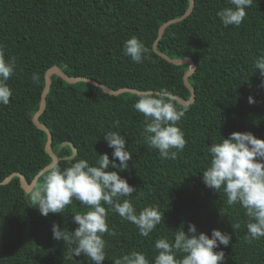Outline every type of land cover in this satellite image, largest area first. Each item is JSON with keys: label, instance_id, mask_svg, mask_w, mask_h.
I'll use <instances>...</instances> for the list:
<instances>
[{"label": "trees", "instance_id": "obj_1", "mask_svg": "<svg viewBox=\"0 0 264 264\" xmlns=\"http://www.w3.org/2000/svg\"><path fill=\"white\" fill-rule=\"evenodd\" d=\"M189 5V0H0V44L6 58H16V72L8 81L13 96L9 105H0V183L17 173L30 184L52 162L45 150L48 136L32 121L52 67L113 90L167 91L188 100L191 93L183 78L189 66L167 62L153 45L160 27L182 17ZM229 6L228 0H195L192 14L168 27L159 42L158 50L169 58H191L197 64L189 78L196 100L179 124L187 144L175 160H162L158 150L144 143V117L133 107L137 95L113 96L85 81L68 84L52 77L39 122L51 133L56 166H67L72 155L69 146L62 147L67 142L76 148L77 158L94 164L97 154L107 153L111 160L113 149L104 134L119 131L133 154L119 175L137 189V210L156 204L164 213L157 229L143 237L134 224L110 211L108 225L116 236L104 237V264L133 250L154 264L156 240L173 238L182 225L187 233L188 224L209 236L213 229L232 236L228 247L217 249L225 252L227 264H264V238L244 239L249 222L244 210L238 204L229 207L223 191L209 189L202 180L210 161L207 149L221 136L252 132L264 139V77L253 67L264 56V0H253L239 27H224L217 16ZM132 36L149 49L141 64L123 54L124 42ZM33 73L40 75L39 84L33 83ZM116 120L118 129L112 127ZM32 193H25L19 178L0 185V264H91L83 255L72 257L70 246L52 234L54 223L74 231L78 225L72 214L86 209L74 201L63 213L45 217ZM236 223L240 228L233 231Z\"/></svg>", "mask_w": 264, "mask_h": 264}, {"label": "clouds", "instance_id": "obj_2", "mask_svg": "<svg viewBox=\"0 0 264 264\" xmlns=\"http://www.w3.org/2000/svg\"><path fill=\"white\" fill-rule=\"evenodd\" d=\"M228 3L231 6L217 12V16L224 27H239L253 0H228ZM148 53V47L137 36L124 42L123 54L137 64L143 63ZM253 67L264 77V56H258ZM15 72L16 58H6L5 46L0 44V105L10 104L13 91L8 81ZM32 80L39 84L40 75L33 73ZM261 87H264V80ZM248 99L250 104L255 103L251 96ZM133 107L144 117L141 135L147 147L158 150L162 160H175L187 144L179 124L190 105L179 104L170 92L148 90L137 94ZM112 127L118 129L120 121L116 120ZM104 139L113 149L111 160L107 153L97 154L94 164L73 155L66 158V167L55 166L44 173L42 183L31 194L32 200L36 201L35 207L45 217L50 213L61 214L74 201L80 202V207L86 211L72 214L73 222L78 225L75 230H61L60 225L54 223L52 234L53 239L70 246L68 251L72 257L83 255L91 264H104L107 258L104 237L106 234L116 236L108 225L110 211L134 224L143 237L153 233L162 217L164 219V213L156 204L138 211L133 202L137 189L119 175L129 168L128 162L133 156L127 147L126 135L109 130ZM207 150L210 161L202 172L204 184L217 193L222 190L229 207L238 204L244 210L249 219L244 239L252 242L264 238V139L257 138L252 132H233L228 138L221 136ZM231 226L233 231L240 228L239 223ZM187 228V233L182 225L173 238L156 240L154 264H227L225 252L217 249H221V245L225 248L230 245L232 236L229 233L213 229L209 236L199 232L195 224H188ZM178 253L182 254L179 258ZM112 260L113 264H153L146 254L135 250Z\"/></svg>", "mask_w": 264, "mask_h": 264}, {"label": "water", "instance_id": "obj_3", "mask_svg": "<svg viewBox=\"0 0 264 264\" xmlns=\"http://www.w3.org/2000/svg\"><path fill=\"white\" fill-rule=\"evenodd\" d=\"M189 2H190L189 8H188L187 12L182 17H180L178 19H174V20L168 21V22H166L165 24H163L160 27L159 36H158L157 40L155 41V43L153 45V51L158 56H160L161 58H163L164 60H166L167 62H169V63H171V64H173L175 66H189L188 71L184 75L183 81H184L185 87L190 91L191 97L188 100H183V99H181V98H179L177 96H175V98H176V100H177V102L179 104H189L190 105V104H193L195 102L196 98H195L194 89L191 86V84L189 83V78L196 71L197 64L191 58L171 59L168 56H166L164 53H162V52H160L158 50L159 42L162 39L165 30L168 27H170V26H172L174 24H177L179 22L184 21L187 17H189L192 14V12L194 10V7H195V0H189ZM54 75L58 76L59 78H61L65 82H67L68 84H76V83L81 82V81L88 82V83H90L92 85L99 86L105 93H107L109 95H113V96H119V95H122V94H125V93H131V94L137 95L140 92V91H137V90H134V89H128V88H121V89H118V90H113V89H110V88L100 84L99 82L92 81V80H89L87 78H82V77H78V78L74 77L73 78V77H69L68 75H66L64 73V71L62 69H60L58 67H52V68L48 69L46 74H45V89H44V91L42 93V96H41L40 109L34 115V117L32 118V121H33L34 125L39 130H41L42 132H44L48 136L47 143H46V146H45V150H46V153L49 154V156L51 157L52 162L50 163V165L45 167L35 177V179L30 184H28L26 182L25 178L22 175L16 173V174H13L10 177H8L5 181L0 183V185H7V184H9L12 181L13 178H19L21 187L25 191V193L26 194L32 193L36 189V184H37V181H38L39 177L43 173L49 171L51 168L55 167L58 164V162H59V158L52 151V136H51V133L49 132L47 127H45L44 125H42L39 122V117L44 112L45 107H46V97H47V95H48V93L50 91V87H51V84H52V77ZM152 92H154V91H152ZM154 93H160V92H154ZM64 146H69L71 148V150H72L71 157L73 155L77 156L78 152H77L76 148L73 146V144L71 142L64 143L62 145V147H64Z\"/></svg>", "mask_w": 264, "mask_h": 264}]
</instances>
